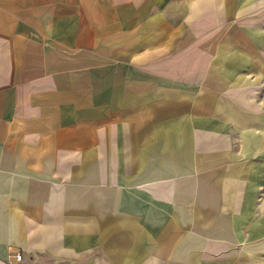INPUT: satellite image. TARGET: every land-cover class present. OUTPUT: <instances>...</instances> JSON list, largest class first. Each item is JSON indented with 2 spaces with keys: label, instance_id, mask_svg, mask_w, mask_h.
<instances>
[{
  "label": "crops",
  "instance_id": "1",
  "mask_svg": "<svg viewBox=\"0 0 264 264\" xmlns=\"http://www.w3.org/2000/svg\"><path fill=\"white\" fill-rule=\"evenodd\" d=\"M264 264V0H0V264Z\"/></svg>",
  "mask_w": 264,
  "mask_h": 264
},
{
  "label": "built area",
  "instance_id": "2",
  "mask_svg": "<svg viewBox=\"0 0 264 264\" xmlns=\"http://www.w3.org/2000/svg\"><path fill=\"white\" fill-rule=\"evenodd\" d=\"M13 257H14L15 261L17 262V264H28L29 263L28 261L24 260L22 254L19 253V252L18 253H15L13 255ZM2 263L3 264H10L8 262H2Z\"/></svg>",
  "mask_w": 264,
  "mask_h": 264
}]
</instances>
